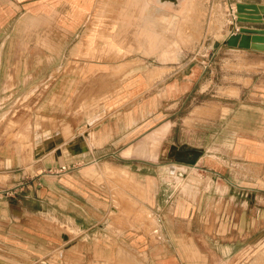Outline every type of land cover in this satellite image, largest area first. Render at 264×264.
<instances>
[{"label":"rangeland","instance_id":"1","mask_svg":"<svg viewBox=\"0 0 264 264\" xmlns=\"http://www.w3.org/2000/svg\"><path fill=\"white\" fill-rule=\"evenodd\" d=\"M125 2V15L108 14L96 17L93 22L109 27L121 25L124 31L108 33L113 34L112 39L115 36L127 53H119L122 55L119 57L109 54L106 66L27 64L30 77L23 91L36 92L23 101L14 97L11 108L0 109V149L18 151L23 147L32 154L41 142L34 132L38 124L41 129L43 121H49L48 117L54 114L83 119L86 114L83 98L91 96L94 103L89 114L92 113L94 121L102 119L89 127V132L116 126L114 123L118 121L124 133L120 140H107L101 145L97 135L88 138L90 147L100 146V153L92 157L98 163L96 166L103 167L108 161L126 166L129 162L124 156L151 159H140L143 168L140 178L156 169L154 173L159 176L162 191L158 196L160 203L151 210L146 202L148 187L139 177L123 168L124 171H114L109 163L102 170L97 168L98 172L91 175L105 177L95 191L99 190L109 201L108 231L106 236L96 237L93 234L99 232L94 230L89 239L84 235L71 245L84 241L88 246H102L107 242L108 247H122L140 260L137 263L122 255L123 260L115 264H143V256L127 247L162 243L167 247H218L215 237L221 226L232 223L228 217L240 215L244 224V214L253 213V235L247 238V245H243L244 233L240 235L239 228L235 232L237 242L248 248L231 264H264V224L261 226L259 220L264 219V159L252 160L245 154L249 145L258 150L256 144H264V137L258 138L263 135L259 134L253 140H240L245 135L242 127L255 129L261 124L255 120L259 119L260 111L264 113V64L246 63L244 52L232 51L228 45L230 29L238 28V4L222 5L219 0H156V8H145L146 13L154 14L144 18L145 27L151 26L153 31L140 33V4L145 1ZM213 29L216 33L222 29L220 37H213ZM95 34L94 45L99 47V35L106 33ZM152 37L156 38L155 43ZM30 59L39 58L30 56ZM20 67L21 64L12 65L11 72ZM44 67L48 68L43 71ZM53 72L55 78L47 81L46 76ZM85 75L92 79L85 80ZM11 84L13 90L18 83L13 80ZM42 91L49 92L43 97ZM82 91L91 92L85 95ZM98 96H104L101 105L95 101ZM79 111L83 114L78 115ZM134 111L139 121L132 120ZM238 115L248 117L249 121L241 118L235 122ZM253 116L256 119L250 120ZM261 126L264 128V123ZM81 131L84 133L86 129L82 127ZM21 134L28 137L21 138ZM238 143H245V150H237ZM126 148L129 149L124 151ZM92 159L87 156L81 168ZM246 200L249 205L244 203ZM159 215L168 221V231L172 232L168 240L158 233L149 235V231L159 232ZM70 231L61 225V233ZM230 234L226 232V237ZM138 240L140 244L135 246ZM178 254L184 261L177 264L196 260L190 252ZM55 255V261L63 257L59 252Z\"/></svg>","mask_w":264,"mask_h":264},{"label":"crops","instance_id":"2","mask_svg":"<svg viewBox=\"0 0 264 264\" xmlns=\"http://www.w3.org/2000/svg\"><path fill=\"white\" fill-rule=\"evenodd\" d=\"M138 1H145L140 4L142 25H140L139 32H152L151 26L145 27L147 24L144 23L146 20L144 18H148L154 13H146L145 8H156V0ZM219 1L222 5H231L232 3L233 5L264 6V0ZM125 9V0H0V109L11 108L14 97L16 100L23 101L35 91H23V89H27L29 83L27 64L30 62L47 66L66 63H95L106 66L109 62V54L118 57L121 55L119 53L125 55L127 49L115 40V36L113 39L110 38L112 33H108L124 31L120 27L121 25L109 27L106 23L93 22L96 17L108 14L125 15ZM262 17L264 23V15ZM247 25L264 28V24ZM222 29H219L217 33L213 29V37L216 35L220 37ZM238 31L237 27L231 28L228 37ZM98 32L106 33L99 35L101 39L99 47L94 45L97 41L95 33ZM151 36L149 37L151 38ZM250 37H254V35H250ZM152 40L153 43L156 42L155 37H152ZM231 50L243 51L245 62L248 64H264V51L238 47H232ZM30 56L31 58L37 56L39 59L31 60ZM92 57H97V59L92 60ZM14 64H21V67L19 70L11 72V66ZM47 68L44 67L43 71ZM92 69L90 68V70ZM46 77L47 81L54 79V72ZM84 79H92V77L85 75ZM13 80L18 83L17 86L15 85L18 91H13L17 90L15 88L10 89ZM90 88L87 87L86 90H90ZM122 89L124 91V88ZM47 92L49 91H42L43 97ZM68 92L71 94L74 91ZM88 92L91 91H82L84 94ZM180 92L186 94L188 91ZM60 95H58L59 98H61ZM88 97H84L85 99L83 98L82 101L86 113L83 115V119L76 118L77 116L62 118V114H54L48 117L49 121H43L41 129H39V124L36 126L34 132L41 142L37 143L39 147L34 148L32 154L28 150H23V147H19L21 149L18 151L6 147L0 149V264H115L117 261L123 260L124 255L140 263L138 257L128 254V250L122 247H108L106 241L102 246H88L84 244V241L75 246L71 245L75 239L84 235L89 239L94 230L99 232L93 234L96 237L98 235L106 236L105 231H108L109 209L107 204L109 201L102 197L103 194L101 195L99 190L95 191L101 187L99 182L105 177L92 176L91 174L98 172V169L102 170L104 165L109 163L108 165L114 171L121 172L124 171L123 169H127L134 177L140 178V172L143 170L140 159L151 160L143 157L124 156V151L129 147L122 152L124 158H127L129 162L126 166H115L108 161L104 163L103 167H97L98 163L92 157L100 153L98 151L100 146L90 147L88 138L93 134L97 135L101 145L107 140H120L124 133L120 129L118 121L114 123L116 126H105L94 133L93 131L89 132V127L102 118L94 121L92 113L89 114L94 99L91 96ZM103 97L98 96L95 101L100 102L101 105L104 101ZM61 100L63 99L61 98ZM77 114L82 115L83 113L81 114L79 111ZM131 117L135 121L139 115L137 116L134 111ZM241 118L245 122L249 121L248 117L240 115L234 120L237 122ZM254 119H256L254 116L250 117V120ZM255 121L260 122V126L255 129L247 126L242 127L245 135L240 136V140L243 142L248 139L253 140L256 138L255 135L258 137L261 134L263 135L258 138L264 137V128L261 126L264 123L262 111H260L259 119ZM59 123L61 124L59 125ZM82 127L86 129L84 133L81 131ZM239 133L241 134L242 131ZM250 133L254 135L251 136ZM23 137L28 136L21 134V138ZM78 139L82 140L78 141ZM244 145L246 147L245 143H238L237 150L244 149ZM256 145L258 146L255 147L256 149L260 147L258 150H254L252 145H249L248 150L244 149L246 157L252 160L253 158L262 160L264 159V144ZM87 156L92 160L87 166L81 168V163L83 164ZM153 166L157 168V166ZM154 172L157 170L154 169L152 173H146L144 178H140L141 183L148 187L146 202L151 210H155L156 203H160L158 196L162 191L159 186V176ZM244 203L249 205V200ZM236 215L232 214V216ZM244 215H246L244 224L241 222L240 215H237L236 219L228 217L232 223L226 222L227 225L224 224L219 228L218 236L215 237L218 240V247H167V244L162 243L152 247H141L143 246L141 245L140 247L127 248L137 252L139 256H143V264L183 262L184 258L180 257L178 251L195 254L196 260H193L195 262L191 264H231L237 260L236 257L242 250L248 248L237 242L236 230L238 228L241 230L240 235L244 233L246 239L244 238L243 245L247 242V238L253 235L254 214ZM153 218L151 217V219ZM154 219L156 220V218ZM158 220L161 223L159 232L149 231V235L158 233L159 236L168 240V236L172 233L168 231V221H165L166 219L164 220L161 215ZM259 220L262 226L264 219L260 218ZM61 225L71 231L61 233ZM242 226L243 229H241ZM226 232H231L229 237H226ZM74 234L78 237L71 238L70 236ZM134 244L137 246L136 244H140V241L138 240ZM118 249H122V251L119 252ZM56 252L63 254L60 261L54 260Z\"/></svg>","mask_w":264,"mask_h":264},{"label":"water","instance_id":"3","mask_svg":"<svg viewBox=\"0 0 264 264\" xmlns=\"http://www.w3.org/2000/svg\"><path fill=\"white\" fill-rule=\"evenodd\" d=\"M238 28L239 32L229 37L228 45L240 49H253L264 51V28L249 27L247 24H264V6L238 4ZM254 35V37H250Z\"/></svg>","mask_w":264,"mask_h":264}]
</instances>
